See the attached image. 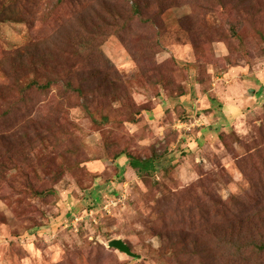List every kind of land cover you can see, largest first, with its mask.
Masks as SVG:
<instances>
[{"label": "rangeland", "instance_id": "obj_1", "mask_svg": "<svg viewBox=\"0 0 264 264\" xmlns=\"http://www.w3.org/2000/svg\"><path fill=\"white\" fill-rule=\"evenodd\" d=\"M262 243L264 0H0V264Z\"/></svg>", "mask_w": 264, "mask_h": 264}, {"label": "trees", "instance_id": "obj_2", "mask_svg": "<svg viewBox=\"0 0 264 264\" xmlns=\"http://www.w3.org/2000/svg\"><path fill=\"white\" fill-rule=\"evenodd\" d=\"M130 165H131V167L138 169V171H141V172H142V170H150V169H153L155 167L154 166V159L148 158V159L143 160V159H139V158L134 157V156H130ZM252 247L263 250L264 249V243L256 244V246L253 245Z\"/></svg>", "mask_w": 264, "mask_h": 264}, {"label": "water", "instance_id": "obj_3", "mask_svg": "<svg viewBox=\"0 0 264 264\" xmlns=\"http://www.w3.org/2000/svg\"><path fill=\"white\" fill-rule=\"evenodd\" d=\"M109 246L114 247L128 255L131 256L135 255L131 247L123 239L120 238L113 239L109 242Z\"/></svg>", "mask_w": 264, "mask_h": 264}]
</instances>
